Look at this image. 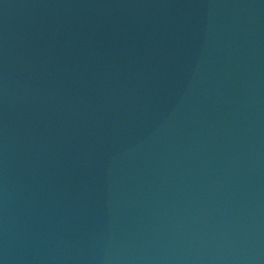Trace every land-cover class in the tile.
I'll use <instances>...</instances> for the list:
<instances>
[{"label":"water","instance_id":"95a60500","mask_svg":"<svg viewBox=\"0 0 264 264\" xmlns=\"http://www.w3.org/2000/svg\"><path fill=\"white\" fill-rule=\"evenodd\" d=\"M0 264H264V0H0Z\"/></svg>","mask_w":264,"mask_h":264}]
</instances>
